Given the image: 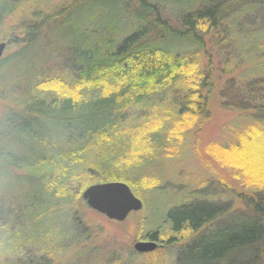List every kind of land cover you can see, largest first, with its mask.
<instances>
[{
  "label": "trees",
  "instance_id": "1",
  "mask_svg": "<svg viewBox=\"0 0 264 264\" xmlns=\"http://www.w3.org/2000/svg\"><path fill=\"white\" fill-rule=\"evenodd\" d=\"M36 1L0 0V30ZM260 1L66 0L49 10L43 0L46 12L37 4L20 26L22 37L6 38L18 47L0 59V67L24 59L12 84L16 104L0 129V168L16 173L20 196L11 199L7 186L0 214L9 205L13 225L22 223L21 211L31 223L69 217L78 232L75 203L91 184L120 180L137 190L146 184L154 196L166 190L160 167L188 155L190 133L210 118L217 74L231 75L258 49L256 40L253 47L243 43L236 46L239 57L230 46L246 33L255 38V24L242 31L232 24ZM214 49L230 51L220 66ZM247 74L248 81H224L220 94L239 113L231 128L244 146L264 139V63ZM238 176L237 185L225 183L218 193L194 188L140 238L167 246L183 241L174 264H260L264 181ZM227 194L238 203L225 200ZM41 244L30 239L11 248V264H48L41 256L54 250Z\"/></svg>",
  "mask_w": 264,
  "mask_h": 264
},
{
  "label": "rangeland",
  "instance_id": "2",
  "mask_svg": "<svg viewBox=\"0 0 264 264\" xmlns=\"http://www.w3.org/2000/svg\"><path fill=\"white\" fill-rule=\"evenodd\" d=\"M65 1L49 0L48 9L60 6ZM37 4L43 12L47 11L43 0H38L30 5L25 4L7 19L0 30V43H6L0 59L8 56L18 47L6 38H8V34L14 32H16L17 38L22 37L20 26L28 22L31 11L37 7ZM254 24L258 28L255 38L250 36L248 38L246 33L247 38L245 39L244 36L240 41L235 39L230 50L234 56L240 57L243 52H241L242 50L237 51L236 46L241 47L244 43L247 47H253V41L256 40L258 49L255 50L252 58H256V60L247 59L237 68L235 63L230 62L231 68L235 67L231 75H221L220 72L217 74L219 77L216 81V89L210 97V118L200 128L190 133L191 139L187 146L188 155L186 158L179 157L173 162H167L166 166L160 167L161 174L165 176V182L162 185H165L166 190L156 193L154 196L145 189L146 184H143L142 189L138 190L129 186L132 192L142 200L143 207L129 213L123 221L108 219L103 214L88 208L83 200L80 203L76 202V215L81 228L79 233L75 231L69 217H60L59 219L51 217L31 223L22 219L23 211L17 214L21 217L22 223L9 224L8 222H11L9 221V205H6L4 213L0 214V251L4 253H0L3 256L0 258V264L7 262L6 257L9 258L10 264L13 263L9 255L11 248L23 245L30 239L40 240V243H43L41 247L45 245L54 250L53 254L45 253L44 256H41L42 260L46 259L48 264H174L173 257L176 247L184 243L183 241L172 246L156 241L157 247L153 251L142 253L137 252L133 246L137 241L147 240L140 238V232L151 229L158 221L160 223L169 205L182 201L187 196L191 197L193 193L190 192L194 188H209L211 193H218V189L226 185L225 183L237 185L238 172L242 174L240 177L242 182L248 181L251 184H256L264 181V139L261 141L255 139V141L247 143L246 146L242 145L243 140L242 144L237 141L236 131L231 128V125L238 118L239 113L225 107L220 95L224 81L231 77L248 81L251 77L248 76L247 71L259 62L264 63V0H261L254 9L249 10L245 15H238L232 28L238 31L242 27H250ZM39 48V43L32 48L29 52V61ZM213 52L215 62H222L218 64L220 66L223 64L226 52L230 51L214 49ZM23 55L28 56V52ZM23 61L24 59L18 56V59L0 67V129L4 128L9 121L11 114L9 108L16 104L17 93L15 92L17 91H12V84L18 81ZM250 134L251 131L247 132L248 138H250ZM235 143L241 145L240 149H233L235 146L232 145ZM19 185L15 172L8 173L0 168L1 199L3 198L1 193L3 194L6 187L10 186L9 197L18 200ZM224 198L232 201L234 205L238 203L231 194L225 195ZM216 200L219 201L218 198ZM10 205L11 207L17 206L12 200H10ZM187 238L186 236L184 241ZM260 264H264V259Z\"/></svg>",
  "mask_w": 264,
  "mask_h": 264
},
{
  "label": "water",
  "instance_id": "3",
  "mask_svg": "<svg viewBox=\"0 0 264 264\" xmlns=\"http://www.w3.org/2000/svg\"><path fill=\"white\" fill-rule=\"evenodd\" d=\"M5 46V42L0 43V57ZM81 198L88 208L115 221H123L129 213L143 207L142 200L132 192L129 185L119 181L91 184L82 191ZM133 246L137 252L142 253L153 251L157 243L153 240H140Z\"/></svg>",
  "mask_w": 264,
  "mask_h": 264
}]
</instances>
